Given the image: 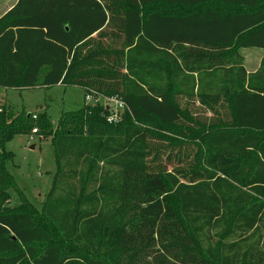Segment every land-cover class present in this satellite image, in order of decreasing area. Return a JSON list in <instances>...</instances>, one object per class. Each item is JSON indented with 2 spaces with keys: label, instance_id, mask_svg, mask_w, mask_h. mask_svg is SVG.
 Wrapping results in <instances>:
<instances>
[{
  "label": "trees",
  "instance_id": "trees-1",
  "mask_svg": "<svg viewBox=\"0 0 264 264\" xmlns=\"http://www.w3.org/2000/svg\"><path fill=\"white\" fill-rule=\"evenodd\" d=\"M253 47L264 0H17L0 16V85L79 86L126 109L112 123L87 105L53 127L0 106V264H264V56L254 72L227 64ZM34 127L63 183L40 222L27 198L5 205L6 142Z\"/></svg>",
  "mask_w": 264,
  "mask_h": 264
},
{
  "label": "rangeland",
  "instance_id": "rangeland-1",
  "mask_svg": "<svg viewBox=\"0 0 264 264\" xmlns=\"http://www.w3.org/2000/svg\"><path fill=\"white\" fill-rule=\"evenodd\" d=\"M16 1L0 0V16L13 6ZM263 56L264 50L261 48H240L234 53H229L227 64L243 65L248 72H254L259 69ZM43 70H47V67ZM43 70L42 75L44 73ZM166 73L168 74L167 70L163 73L164 80ZM201 74L203 75V73ZM192 75L196 79L199 76L197 72H194ZM211 78L212 76H208L206 80ZM179 81V78L175 81L176 86L180 84ZM217 85L218 81H215V84L208 85L207 91L211 93L215 92ZM86 94L84 89L79 86L57 85L46 88L42 85L41 80L30 86L0 85V106L4 105L14 113L27 111L34 116L44 113L50 124L56 127L62 115L74 114L79 109L90 105L91 102L85 99ZM100 103L101 105L108 104L102 99ZM108 105H111V103ZM1 109L0 112L2 111ZM109 113L111 112L109 111ZM123 113L118 115L119 121ZM138 124L172 141L185 139L184 132L178 128H164L154 122H139ZM34 129L35 127L27 134H16L10 141L6 142V149L12 152L13 156L12 159L6 162V169L13 176L15 184L6 187L5 205L13 209L22 210L24 209L22 206L25 198H27V202L31 203L39 211V214L35 215H37L36 220L40 222V212L43 202L48 198L51 191L59 194V189L63 183H58L59 185L54 186L56 176L59 173V166L52 137L45 135L40 130L38 133L34 132ZM82 129L86 131L85 126ZM30 145H33V148H30ZM169 167L171 168V166ZM224 229L215 228L207 231L206 235L213 236L216 239L219 238L222 241L237 239L235 236H228V231ZM205 239L209 240L206 236Z\"/></svg>",
  "mask_w": 264,
  "mask_h": 264
},
{
  "label": "built area",
  "instance_id": "built-area-1",
  "mask_svg": "<svg viewBox=\"0 0 264 264\" xmlns=\"http://www.w3.org/2000/svg\"><path fill=\"white\" fill-rule=\"evenodd\" d=\"M85 99L89 102H93V104L90 103V105H97L101 104L100 100L106 101V103H111V105L105 104L104 106L110 111L111 113L108 114L107 119L109 122L115 123L119 121L118 115L125 111L126 106L125 103L120 100L117 97H95L92 93H87ZM34 132H37V129L33 130Z\"/></svg>",
  "mask_w": 264,
  "mask_h": 264
},
{
  "label": "crops",
  "instance_id": "crops-1",
  "mask_svg": "<svg viewBox=\"0 0 264 264\" xmlns=\"http://www.w3.org/2000/svg\"><path fill=\"white\" fill-rule=\"evenodd\" d=\"M11 7H12V6H11ZM11 7H10V8H11ZM10 8H9V9H10ZM31 147H32V145H30V148H31Z\"/></svg>",
  "mask_w": 264,
  "mask_h": 264
},
{
  "label": "water",
  "instance_id": "water-1",
  "mask_svg": "<svg viewBox=\"0 0 264 264\" xmlns=\"http://www.w3.org/2000/svg\"><path fill=\"white\" fill-rule=\"evenodd\" d=\"M31 148H33V145H32V147Z\"/></svg>",
  "mask_w": 264,
  "mask_h": 264
}]
</instances>
